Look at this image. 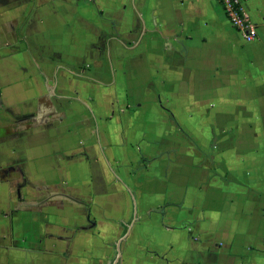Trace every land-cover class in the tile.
Masks as SVG:
<instances>
[{
  "label": "crops",
  "instance_id": "obj_1",
  "mask_svg": "<svg viewBox=\"0 0 264 264\" xmlns=\"http://www.w3.org/2000/svg\"><path fill=\"white\" fill-rule=\"evenodd\" d=\"M0 0V264H264V0Z\"/></svg>",
  "mask_w": 264,
  "mask_h": 264
},
{
  "label": "built area",
  "instance_id": "obj_2",
  "mask_svg": "<svg viewBox=\"0 0 264 264\" xmlns=\"http://www.w3.org/2000/svg\"><path fill=\"white\" fill-rule=\"evenodd\" d=\"M223 5L227 16L233 26L239 30L246 42H254L257 40L258 31L255 25L251 24L247 17L243 14L237 0H219Z\"/></svg>",
  "mask_w": 264,
  "mask_h": 264
}]
</instances>
